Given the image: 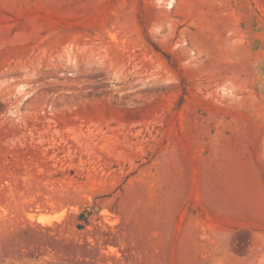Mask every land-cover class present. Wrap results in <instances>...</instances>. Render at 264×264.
Returning a JSON list of instances; mask_svg holds the SVG:
<instances>
[{
  "label": "rangeland",
  "instance_id": "374dc122",
  "mask_svg": "<svg viewBox=\"0 0 264 264\" xmlns=\"http://www.w3.org/2000/svg\"><path fill=\"white\" fill-rule=\"evenodd\" d=\"M0 264H264V0H0Z\"/></svg>",
  "mask_w": 264,
  "mask_h": 264
}]
</instances>
